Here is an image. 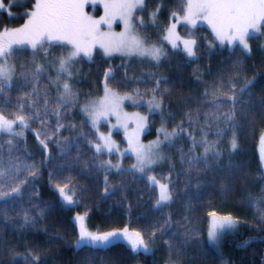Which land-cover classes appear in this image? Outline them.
<instances>
[{"label":"trees","instance_id":"1","mask_svg":"<svg viewBox=\"0 0 264 264\" xmlns=\"http://www.w3.org/2000/svg\"><path fill=\"white\" fill-rule=\"evenodd\" d=\"M26 1L3 0L8 11H0V32L15 29L24 22L33 4V0ZM161 16H165L164 11ZM249 45L250 53L216 47L206 51L196 42L195 59L187 60L179 53L150 73L149 67L135 58L123 59L129 65L115 57L105 61L97 58L78 71L75 88L78 93L89 92L85 99L98 95L100 91L94 85L100 86L104 73L110 69L109 88L121 94L128 91L134 95L138 91L137 96L145 98L155 95L162 102L164 114L179 131L173 146L181 147L180 151H172L154 173L156 178L163 172L171 177L169 182L164 181L169 184L173 199L167 208H158L145 179L131 173L128 178L125 171L111 174L106 182L102 172L81 171L72 164L67 151L58 155L55 146L45 160L44 152L36 151L41 145L35 124L24 128L25 134L20 137L0 133L3 160L17 143L15 157L31 158L36 172L35 177L30 176L21 185L22 198L0 203V264H264V229L255 223L256 218L264 223V212L255 217L260 205L254 200L264 184L256 154L264 128V27L258 36L250 38ZM23 54V51L14 53L15 65ZM27 55L30 63L40 65V56L30 52ZM96 68L95 76L91 75ZM82 76L84 80L80 79ZM158 81L159 90L154 93ZM249 81L252 83L240 93L239 89ZM20 84L18 80L17 86L0 93V112L10 119L14 118L13 113H21L16 110L17 102L29 98L26 90L24 95L21 93ZM233 91L240 96V103L222 112H234V120L218 121L214 109L217 105L211 101H227ZM17 93L19 99H14ZM199 128L210 130L205 136L209 142L219 139L216 147L219 146L220 156L216 164L209 161L206 169L201 164L189 171L187 131L195 133L192 137L197 140L201 136ZM225 129L226 133L221 134ZM232 132L237 148L229 153L226 141L233 136ZM61 136L76 143L80 134L75 129ZM154 136L151 131L143 140ZM192 153L191 156H203L198 149L193 148ZM95 162L93 156L89 163ZM54 171L56 178L50 180L49 174ZM19 181L10 179L13 186ZM64 184L77 191L74 204L63 202L59 196L56 186ZM108 184L114 187L106 195ZM212 211L240 221L236 232L224 235L219 252H214L206 241L208 213ZM85 213L87 228L93 232L122 230L125 225L130 231H140L151 253H133L122 242L105 249L76 248L78 227L74 217ZM25 216L29 217L27 223Z\"/></svg>","mask_w":264,"mask_h":264},{"label":"snow or ice","instance_id":"2","mask_svg":"<svg viewBox=\"0 0 264 264\" xmlns=\"http://www.w3.org/2000/svg\"><path fill=\"white\" fill-rule=\"evenodd\" d=\"M101 4L104 14L98 19L94 18L85 11L86 5ZM143 0H35L33 10L26 13L27 20L25 24L18 29L11 31L5 30L0 32V92L4 91L7 87H11V81L15 77L16 69L9 65L8 58L20 48L25 45L29 46L34 51L42 47L45 43L51 44L53 42L61 45H68L71 51L67 56H62L57 63V79H63L62 92L58 98L57 110L55 114L57 117L61 115L60 109L64 106L70 105L74 100V93L72 91L69 78L72 76L70 66L77 57L83 55L84 57L91 58L94 49L99 48L103 50L105 56H111L113 53H121L124 55H138L141 57H148L153 61L160 62L164 55L163 49L156 46L145 47L144 42L132 34L133 28V13L142 7ZM3 0H0V9L4 8ZM183 15H177L176 12L172 13L175 22L171 23L167 29V35L164 37L173 49L183 44V51L187 57L192 58L196 55L194 46L196 45L195 39H183L176 32L177 25L181 22L196 27L197 20L202 19L211 28L212 33L215 35L216 40L221 45L227 43L233 46L238 43L244 50H249L247 37L251 32H258L264 27V0H185L182 6ZM116 20L122 21L124 31L115 33L111 29ZM101 25L107 26V31L101 29ZM24 67V66H22ZM44 65H36L32 72V79H36L42 71ZM27 70V69H26ZM63 74V76H61ZM111 76L110 71L105 72V86L104 95L99 100L90 101L85 103L81 111L90 121L91 127L99 132L100 122L109 120L114 116L119 124L125 130V136L128 142V149L135 157L137 163L133 165V169L143 173L146 168L157 162L158 150L161 145L171 141L178 134L177 130L171 133L166 132L163 128V140L159 137L155 142L144 145L140 142V133L144 131L146 125V116L135 113L131 116L123 111V105L126 100L131 101L133 104L138 102L133 99L132 95H118L115 91L108 87V79ZM25 81L28 77L24 76ZM163 79V78H161ZM245 84L244 88L239 89L243 93L249 84ZM160 81L157 82L153 92L159 90ZM60 89L58 88V91ZM27 95L32 96L33 93ZM134 95H140L137 91ZM37 101L29 104L27 107L33 109V112L26 115L20 112L13 114L14 118H9L0 112V133H8L15 137L23 135V129L29 127V119L38 118L40 113L35 110ZM229 105L232 109L240 103V96L235 91L232 95L227 97V101L212 100L214 105ZM47 104V100H45ZM149 111H154L161 108V103L157 101L155 95L148 101ZM23 108V105H21ZM217 120L223 119L226 122L234 120V112L218 113ZM129 120L135 123L136 127L131 133L128 132ZM43 122V121H42ZM20 126V131H14V125ZM74 127V126H73ZM115 127V126H113ZM63 125L60 124L55 132L58 133ZM219 134V133H218ZM37 139L43 147L45 160L49 159L48 141L52 137L45 136L41 138L37 134ZM11 144V140L8 141ZM70 141H65V146H62V153H66V145ZM205 146L203 156H189L187 163L189 171L193 167H199L203 164L206 169L209 166L208 156L211 154L214 158L219 157L220 153L215 151V145L210 144L207 139L202 142ZM232 149H236V139L233 136ZM260 154L264 160V135L260 138ZM96 153H102L107 150L111 153L113 151L114 142L110 139V135L106 136L99 133L98 142L92 145ZM195 147V144H194ZM43 164V161H41ZM102 167L111 168L110 162ZM35 164H27L20 160L19 157L10 158L7 167H4L3 157L0 156V178L8 176L9 179H19L21 170L28 171L32 177H35L36 172L33 171ZM50 180L56 178V172L49 174ZM150 183H156L159 187V199L157 207L163 206L164 203L171 201L172 196L168 191V184H159L155 177H148ZM26 180H20L15 186L11 187L10 191H4L0 188V203H8L14 201L16 198H22L23 190L21 185L27 183ZM3 180H0V184ZM68 185H57L56 190L62 201L67 204H73L74 194L67 195L66 190ZM107 192V189L105 190ZM31 203V201H30ZM212 217L208 238L210 241H216L226 229L235 226V222L231 216L217 217L216 212L208 213ZM87 213L84 215H77L75 223L78 227V239L76 241L77 248H91L103 249L112 245L114 241H126L132 251L136 252L143 250L148 251V245L145 242L143 235L140 231H130L129 227L125 225L122 230H113L103 233L90 231L85 226V219ZM25 223L28 222L29 217L25 216Z\"/></svg>","mask_w":264,"mask_h":264},{"label":"rangeland","instance_id":"3","mask_svg":"<svg viewBox=\"0 0 264 264\" xmlns=\"http://www.w3.org/2000/svg\"><path fill=\"white\" fill-rule=\"evenodd\" d=\"M25 1L26 0H11V3H17V2L23 3ZM147 1L148 0H143L142 7L137 8L133 13L132 34L135 35L137 38L141 39L144 42L145 47L156 46L158 48H162L164 55L162 56L161 61L156 62V61L151 60L148 57H141L135 54L124 55L121 53H113L111 56H105L103 54V50L99 48L94 49L91 58L84 57L83 55L77 57L76 60L70 66V71L72 72V76L69 78V82H70L72 91L74 93V100L70 105L64 106L63 108L60 109L61 115L59 117H57L55 112L58 107L57 101L61 95L64 80L57 79V63L56 62L62 56H67L68 53L71 51V47L68 45H61L59 43L53 42L51 44L45 43L42 47H39L37 50L34 51L29 46L25 45L23 48H20L14 52L16 53V52L23 51L24 54L22 55V58H20L21 55H17V57L20 58L21 60L20 63H18L17 65L14 64V54L8 58V63L9 65L13 66L16 69L15 77L10 82L11 87L13 85L17 86V81L19 80L21 82L19 86H22L21 93L23 95L25 93V90L27 94L33 93L32 96L28 95L29 98L25 99L24 102L23 101L17 102V105H15L16 110H21V113L25 114L26 119H27L28 118L27 114L29 112H33V109H30L27 106L33 103L34 100L37 101L35 104V110L40 113V116L38 118L29 119L28 121L29 127L31 128V125L35 124L36 127L38 128L35 132L36 134L39 133L41 138H44L45 136L52 137V139L48 141V152L49 153H51L52 147L55 146L57 149L58 155H63L62 150H61L62 146H65V141H69V138L68 136H61V134L63 132H71V130L77 129L79 130V134H80L79 141H77L76 143L74 142L68 143L70 144V145L67 144L68 147L66 145V148L68 149L66 155L71 160L74 161V163H72L73 165H78L81 171L83 169L84 170L87 169L88 171L90 170V172L93 174H98L99 172H102L103 176L105 177L106 182H108L107 176L111 174L113 175L122 174L123 171H125V175L127 178L130 177L129 173H131L132 175H136L140 178H143L145 179L146 183H148V185L152 189L154 193V197L156 198V206H157V201L159 199L160 190L156 183L149 182L148 177L150 176L155 177L154 175L155 171L160 169V167H162V165L165 164V161H167L172 151L181 150L180 145L173 146V143L178 138L177 136L178 134L171 141L166 142L165 144L161 145V149L158 150V154L156 157L157 162L155 164L151 165L149 168H146V170L143 173L138 172L135 169H133V165L137 163L136 157L131 152L126 151L128 149V142L125 136V130L123 127L119 126L116 118L112 116L107 121L102 120L99 125V132H97L96 129H93L91 127L90 121L87 120V117L81 111L85 103L90 102V101L99 100L100 98L103 97L104 86H105V73H104V77L102 79L100 86L96 84L94 85V87L98 89V92L100 91L97 96H90L88 99L87 98L85 99V96L87 94L89 95V92L78 93L77 89L75 88L76 80L79 77L78 71L82 69L83 67L91 64L93 60L97 58L103 61L113 59L114 57L120 60L125 59L126 61L135 58L141 61L142 63H145V65L149 67L148 69L149 73L152 70H155L157 67H159L163 61H165L169 57H172L173 55H179V53L183 54V56L187 60L194 59V57L192 58L187 57L186 53L183 51L182 43L179 44L178 48L173 49L171 47V44H169L166 40H164V37L167 35V29L169 25L175 22L174 18L172 17V13L176 12L177 15L182 16L183 15L182 6L185 0H149V3H146ZM34 3H35V0H33L31 10H33ZM7 9L8 8L5 6L4 8L0 9V11H8ZM85 11L97 19L104 14L103 7L101 4L86 5ZM163 11L165 12L164 17L161 16V13ZM27 18L28 17L26 15L24 22L15 29L21 28L25 24ZM101 29L104 31L108 30L106 25H101ZM111 30L115 33H120L124 31V25L122 21L116 20ZM176 32L183 39H195L196 42L199 43V45L206 51L216 47L218 49L225 48L227 50H232L234 48H237V49H240L244 53H250V45H249V50H244L242 46H240L238 43L234 44L233 46H229L227 43L221 45L219 41L216 40L215 35L212 33L211 28L202 19L197 20V24L195 28H193L191 25H187L181 22L177 25ZM259 32L260 31L258 32L253 31L250 33V35L247 37L248 44H250V38L258 36ZM195 47L196 45L194 46V51H195ZM27 52L35 53L37 54V56H40L41 58L40 65H44L42 73L38 77H36V79H32V72L35 69L36 64H33V62L30 63ZM124 63L130 65V62L126 63L124 61ZM91 69H94V67H92ZM97 70L98 69L96 68L95 71H93L91 75H94V73ZM108 71H110L112 75V71L110 69ZM24 76L28 77L27 82L25 81ZM61 76H63V74H61ZM83 77L84 76H82L80 79L84 80ZM58 88L60 89L59 91H58ZM111 89L113 90V88ZM52 90H53V94H50ZM116 93L121 96L126 95V94L132 95L128 91H126V94H121L118 92ZM132 96H133V99L136 100L138 103L133 104L131 101L126 100L123 105V111L129 114V116L135 113H139L140 115L147 117L145 129L143 132L140 133V142L142 144L148 145L152 142H155L158 137L161 140H163V132L160 131V129L162 128L168 133H171L174 129L177 130V133L179 132L176 127H172L171 121L164 114L163 104L160 100L157 99V101H159L162 105L161 108L150 112L148 101L151 100V98H145L143 96L141 97L137 95H132ZM14 99H19L18 93L15 95ZM45 100H47V104H45ZM228 104L216 106L214 108L216 110V113L217 114L224 113L225 110H227V108L229 107ZM11 105L10 107L13 108V106ZM21 105H23V108H21ZM13 114L12 116H14ZM76 116L77 118L75 120L76 121L75 123L74 119ZM221 121H223V119H221ZM128 123H129L128 132L131 133L132 130L136 127V125L131 120H129ZM60 124L63 125V128H60V131L56 133L55 129H57ZM20 130L21 129L18 124L14 125V131H20ZM210 130L214 131L215 127ZM210 130L199 128L198 133L201 136L200 137L198 136L199 138L197 140H194V138L192 137L194 136L195 133L190 134L189 131H187V138L189 140L188 155H193L192 153L193 148L198 149L199 152H201V154L203 155L205 151V146L202 142L205 140V136L209 133L208 131ZM151 131L155 133V136L152 139L144 141L143 140L144 135L147 133H150ZM226 131H227L226 129L223 130L221 134L226 133ZM99 133H103L106 136L110 135V139L114 142L113 151L111 153L107 152V150L103 151L102 153H96L94 147L90 146V143L94 145L95 143L98 142ZM24 134H25V130L23 129V135ZM231 134L235 136L234 132H232ZM262 135H264V129L261 132L258 142H257L256 154H257L259 168L261 170L262 177L264 180V160H262L261 154H260V149H261L260 138ZM232 139L233 137L231 136L230 138H228L227 142L232 141ZM84 142H87V145ZM209 143L215 145V151L219 152V146L216 147V145H218L219 143L218 138L214 140L213 142H209ZM15 144L16 146L15 145L11 146V151L9 155L6 156L4 159L5 160L4 167H7L9 159L15 157V154L17 153L18 145L17 143ZM194 144H195V147H194ZM36 151L39 153L44 152L42 146H40ZM93 156L96 157V162H95V165H90L89 161ZM19 158L24 163L35 164L31 158L29 159L26 157H23V158L19 157ZM207 158H209V161L211 164H216L219 159V157L214 158L211 154H209ZM185 161L186 160L183 158L182 162H185ZM108 162L111 163L112 165L111 168L101 166V165L108 164ZM30 176L31 175L29 174L28 171H25L22 169L21 172L19 173L18 180H25L27 178L30 179L29 178ZM0 180H3V183L0 184V188H2L4 191H10L13 185L10 183V179L8 178V176H4L0 178ZM155 180L158 181L159 184H168L167 182L165 183L164 181L169 182L171 180V177L168 174L163 172L159 175V177L157 178L155 177ZM113 187L114 186L112 184H108L107 192L105 191L106 195L111 191ZM168 191L170 193V186L168 187ZM66 194L67 195L74 194V201H75L76 196H77V191L73 187L68 186V189L66 190ZM254 200L256 201L258 205H260L259 210L257 211L255 215V217H257V216H260L259 215L260 212H264V184L261 185L260 192H258V195L254 197ZM172 201L173 199H171V201L169 202L164 203L163 206L158 207V208H163V207L167 208L172 204ZM75 217H74V221H75ZM217 217H228V216L217 215ZM212 219H213L212 217L208 216L206 241H207L208 246L214 252H219L220 244H221V241L224 235L232 234L236 232L240 225V221L238 219L233 218L235 222V226L232 228L226 229L216 241H210L208 238V231H209V227H210V223ZM259 219L260 218H256L257 222L255 223L258 226H263L262 229H264V223L258 221ZM85 226L87 227L86 219H85ZM117 242L125 243L130 248V245H128L126 241H123V240L114 241L113 244ZM75 247H76V243H75ZM139 251H143V250L141 249ZM136 252L133 251V253H136ZM148 252L151 253V249L149 247H148L147 253ZM164 264H167V263H164Z\"/></svg>","mask_w":264,"mask_h":264},{"label":"crops","instance_id":"4","mask_svg":"<svg viewBox=\"0 0 264 264\" xmlns=\"http://www.w3.org/2000/svg\"><path fill=\"white\" fill-rule=\"evenodd\" d=\"M194 58H195V56H194Z\"/></svg>","mask_w":264,"mask_h":264}]
</instances>
